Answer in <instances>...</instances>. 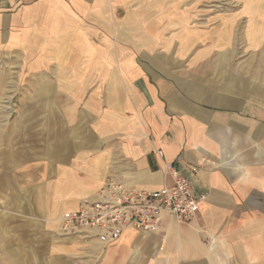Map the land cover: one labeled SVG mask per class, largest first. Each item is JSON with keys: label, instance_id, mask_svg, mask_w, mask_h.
I'll list each match as a JSON object with an SVG mask.
<instances>
[{"label": "crops", "instance_id": "crops-1", "mask_svg": "<svg viewBox=\"0 0 264 264\" xmlns=\"http://www.w3.org/2000/svg\"><path fill=\"white\" fill-rule=\"evenodd\" d=\"M153 1L0 0V51L25 53L35 113L60 117L51 156L10 169L12 182L34 189L29 210L46 221L107 181L156 189L165 164L182 165L204 195L189 222L110 244L56 236L48 264H264V59L184 56Z\"/></svg>", "mask_w": 264, "mask_h": 264}, {"label": "rangeland", "instance_id": "rangeland-1", "mask_svg": "<svg viewBox=\"0 0 264 264\" xmlns=\"http://www.w3.org/2000/svg\"><path fill=\"white\" fill-rule=\"evenodd\" d=\"M160 1L152 7L166 17L159 21L165 25L162 38L184 56L206 53L224 63L264 59V0ZM25 58L20 50L0 51V264H48L55 237L69 236L58 218L45 221L29 210L34 189H24L18 181L14 185L8 172L46 153L51 156L48 152L58 143L54 128L60 117L35 113L33 106L42 111L41 100L34 98L41 86L30 83L21 65Z\"/></svg>", "mask_w": 264, "mask_h": 264}, {"label": "built area", "instance_id": "built-area-1", "mask_svg": "<svg viewBox=\"0 0 264 264\" xmlns=\"http://www.w3.org/2000/svg\"><path fill=\"white\" fill-rule=\"evenodd\" d=\"M184 170L182 165L165 164V180L156 189L129 188L107 181L94 197L80 199L76 210L63 212L57 221L66 235L95 237L105 244L116 241L128 227L155 232L164 217L177 223L189 222L204 195L196 193L197 179ZM189 170L196 174L198 165Z\"/></svg>", "mask_w": 264, "mask_h": 264}]
</instances>
